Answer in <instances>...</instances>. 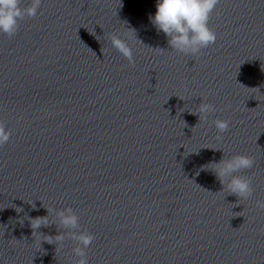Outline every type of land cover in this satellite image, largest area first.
<instances>
[{
	"label": "clouds",
	"instance_id": "9594fccd",
	"mask_svg": "<svg viewBox=\"0 0 264 264\" xmlns=\"http://www.w3.org/2000/svg\"><path fill=\"white\" fill-rule=\"evenodd\" d=\"M218 3L219 0H158L156 13L150 16V20L158 31H162L169 38L168 43L172 50L195 57L203 49L215 44L217 40L215 31L209 27V20ZM41 4L42 0H29L26 5L24 0H0V33L6 34L9 38L15 36L20 22L25 18H35ZM110 42L112 47L134 66L133 50L127 40L113 33L110 35ZM215 111L213 104L201 102L192 113L198 115L200 121H207L209 114ZM212 123L218 132L216 139L222 140V134L228 131L230 121L217 118ZM11 135L12 132L6 128V123L0 121V147L10 140ZM254 164V158L244 154H235L230 158L223 157L219 162L212 163L216 177L223 185V190H227V195H235L238 201L251 197L254 189L250 177L237 175V173L253 168ZM32 206L35 208V204ZM256 207L264 210V200H257ZM46 209L48 215L30 219L33 236L43 235L44 241L56 244L57 247H62L66 239L74 241L76 246L73 247L72 253L78 257L74 264H88L86 250L95 240V235L81 228L80 217L71 207ZM16 211L19 212L22 209L17 208ZM50 215L53 217L51 221L48 218ZM53 224L56 225L58 232L55 236L44 235L37 231L42 226L50 227Z\"/></svg>",
	"mask_w": 264,
	"mask_h": 264
}]
</instances>
